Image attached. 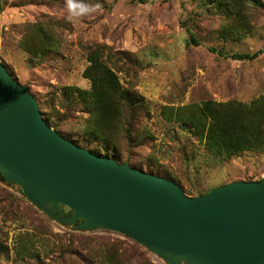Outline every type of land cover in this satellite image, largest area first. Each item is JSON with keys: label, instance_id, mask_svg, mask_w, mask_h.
Instances as JSON below:
<instances>
[{"label": "rangeland", "instance_id": "obj_1", "mask_svg": "<svg viewBox=\"0 0 264 264\" xmlns=\"http://www.w3.org/2000/svg\"><path fill=\"white\" fill-rule=\"evenodd\" d=\"M82 2L100 7L70 19L67 0H0V61L40 110L59 118L61 133L99 151L96 141L85 136L88 113L76 99L90 87L82 78L86 51L99 45L131 60L115 71L121 86L142 103L134 126L139 140L131 146L120 138L121 163L128 160L127 165L143 171L166 173L195 193L264 178V152L213 160L196 136L161 116L165 106L208 100L249 103L264 95V12L253 14L252 36L232 42L220 39L222 16L196 0ZM39 23L54 27L57 54L31 57L20 49L25 25ZM190 33L197 45L189 43ZM211 49L258 57L232 60ZM73 227L51 221L28 203L18 186L0 182V264H165L123 235Z\"/></svg>", "mask_w": 264, "mask_h": 264}, {"label": "water", "instance_id": "obj_2", "mask_svg": "<svg viewBox=\"0 0 264 264\" xmlns=\"http://www.w3.org/2000/svg\"><path fill=\"white\" fill-rule=\"evenodd\" d=\"M0 175L51 221L123 235L165 264H264V178L189 197L51 129L1 61Z\"/></svg>", "mask_w": 264, "mask_h": 264}, {"label": "trees", "instance_id": "obj_3", "mask_svg": "<svg viewBox=\"0 0 264 264\" xmlns=\"http://www.w3.org/2000/svg\"><path fill=\"white\" fill-rule=\"evenodd\" d=\"M196 1L210 12L222 16L223 23L219 35L224 41L240 42L252 36L253 14L264 12L263 0ZM25 29L26 33L19 43L24 53L31 57L43 58L57 54L59 42L56 40L55 29L52 25L27 24ZM186 30L189 32L188 29ZM189 43L197 45L191 33ZM106 50L99 45L87 49L88 66L82 72V78L90 83V87L88 90L79 91L76 97L88 113L85 136L89 140L96 141L98 152L89 148L83 140L81 143L66 137L60 132L62 122L59 118L53 113L43 112L40 107L39 110L49 127L67 140L97 155L110 157L121 163L120 138H124L131 146L139 140V135L134 132V126L138 120L142 103L139 96L121 86L115 71L119 64H128L131 60L124 53H112ZM211 51L223 58L238 61H253L258 57V53L231 54L222 49H211ZM6 69L9 72L8 67ZM65 103L69 107L74 106L70 99H65ZM64 104H62L63 108H65ZM66 109L69 110L68 107ZM52 116L54 117L53 123L50 122ZM161 116L166 122L177 125L181 132L196 136L206 154L213 160L227 161L244 153L264 152V95L249 103L208 100L200 104H189L177 108L165 106L161 110ZM110 149L112 153H109ZM128 163L129 161L126 160L121 164ZM145 172L154 174L152 171ZM154 175L178 184L189 197H199L210 191L195 193L193 189H184L178 180L169 177L166 173ZM0 182L11 185L1 175ZM73 228L75 229V226Z\"/></svg>", "mask_w": 264, "mask_h": 264}, {"label": "clouds", "instance_id": "obj_4", "mask_svg": "<svg viewBox=\"0 0 264 264\" xmlns=\"http://www.w3.org/2000/svg\"><path fill=\"white\" fill-rule=\"evenodd\" d=\"M100 5H96L92 7L82 2V0H67V9L69 12V18L71 19L73 16H83L90 12L98 9Z\"/></svg>", "mask_w": 264, "mask_h": 264}]
</instances>
